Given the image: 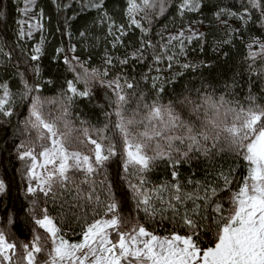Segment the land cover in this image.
<instances>
[{
    "label": "snow or ice",
    "instance_id": "snow-or-ice-1",
    "mask_svg": "<svg viewBox=\"0 0 264 264\" xmlns=\"http://www.w3.org/2000/svg\"><path fill=\"white\" fill-rule=\"evenodd\" d=\"M51 3L0 6V264H264V0Z\"/></svg>",
    "mask_w": 264,
    "mask_h": 264
},
{
    "label": "trees",
    "instance_id": "trees-1",
    "mask_svg": "<svg viewBox=\"0 0 264 264\" xmlns=\"http://www.w3.org/2000/svg\"><path fill=\"white\" fill-rule=\"evenodd\" d=\"M109 2V6L110 8H115V9H119L120 7V3L121 0H108ZM38 3L41 7H44L46 9V19H45V24H46V32H45V36L47 37V40L49 41L47 47L49 49V51H51V48L53 45L57 44L58 41L61 40V37L59 35V33H56L55 27H56V10H55V6L52 5L51 0H38ZM0 6H5L7 7L10 12H11V21H10V27H9V31H11V29H14L16 27L15 25V20L22 18L20 13L18 12V7L19 8H23L24 4H23V0H0ZM94 15V13H93ZM115 15L117 16V18L119 19V13L116 12ZM50 16L51 20H48L47 17ZM171 27V25H170ZM98 34H102L103 29H97ZM51 33V34H49ZM67 37H63L64 41H67ZM39 40V33L35 34V40L32 41L31 43H35L36 41ZM212 41V37H209V42L211 43ZM101 46H103V40L101 41ZM209 54L211 53V48L208 49ZM199 49H195L194 51H192L190 53L191 56H196L199 55ZM221 59H223V57H221ZM44 63H47V60L44 61Z\"/></svg>",
    "mask_w": 264,
    "mask_h": 264
},
{
    "label": "rangeland",
    "instance_id": "rangeland-1",
    "mask_svg": "<svg viewBox=\"0 0 264 264\" xmlns=\"http://www.w3.org/2000/svg\"><path fill=\"white\" fill-rule=\"evenodd\" d=\"M23 4H24V0H23Z\"/></svg>",
    "mask_w": 264,
    "mask_h": 264
}]
</instances>
